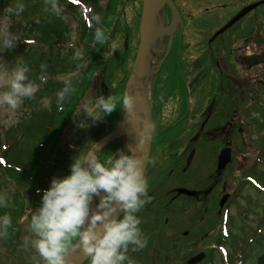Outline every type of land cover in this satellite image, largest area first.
Segmentation results:
<instances>
[{
  "label": "rangeland",
  "instance_id": "obj_1",
  "mask_svg": "<svg viewBox=\"0 0 264 264\" xmlns=\"http://www.w3.org/2000/svg\"><path fill=\"white\" fill-rule=\"evenodd\" d=\"M208 1L186 0L188 5L196 7L193 10L200 11L194 12V14L189 16V20L194 22L190 25V27L193 25L194 37H207L220 24L216 18V14L211 12V9L218 7L216 5L218 0ZM142 2L143 0H114V11L117 16V21L115 23L114 18V23L108 27L106 34L107 42L102 46L104 61L100 63V69L107 81V88L103 89L100 87V93L97 92V88H94V85L89 84L83 90V93H79V100L78 104L74 107L73 118L61 130L59 129V136L56 138V141L55 139L52 140L53 150L50 162L40 171V175L35 180L36 182L33 183L35 187L44 185L50 188L51 181L54 178L67 176V174H64V171L71 170V164L77 156L80 155L83 157L87 155L91 147L105 136L107 128H111L114 125V128L117 130L124 124L126 114L119 123L121 109L119 105L111 114H106L99 120L88 117L82 109L85 104H95L96 99L103 94V91H110L113 96L120 97L123 95L125 82H127L131 75L139 45L138 37L141 25ZM259 2H261L260 5L255 7L252 13V16L255 15V18L251 19L246 17L242 21V24H237L235 27L236 30L238 29L237 31L241 32V35H243L244 31L250 30L264 32V1L260 0ZM100 3L104 8H107L111 5V0H100ZM205 4H208V7L211 8L208 12L203 10ZM61 8L64 11V8ZM167 12L170 15V10ZM201 12H203L204 16L198 18V14ZM194 15L198 16L194 17ZM63 18L71 31L69 37L76 40L80 30L77 18L67 13L63 15ZM161 21L163 22V16H161ZM6 24H11L10 31L12 32L10 17L0 15V30ZM250 25L252 29H250ZM171 29H174V26L168 27L167 25L164 32ZM113 42L116 44L115 48L112 47ZM200 45L202 46V43ZM198 52L201 53L202 50ZM0 63H6L9 70L13 67L5 61L1 53ZM257 64L259 65L261 62ZM242 68V74L245 75L244 67ZM95 73L97 82L94 83H98L101 80V72L97 71ZM154 73L155 67L150 78V99ZM209 81L211 80L207 77L206 82ZM172 82L173 80L170 78L165 79L164 90L157 93L161 92V94L167 97L175 96L177 98L176 91L170 89ZM91 83L93 82L91 81ZM205 87L203 85L201 90ZM0 91H3V89H0ZM177 93L179 94V92ZM159 100L160 109L163 106V102L161 99ZM41 102L45 107V103L50 105L51 98L46 97ZM248 104V100L240 102L241 112L244 117L242 135L237 134V126L236 134L232 135L233 132L230 133L234 139V152L222 151L219 149V146L213 149L211 147L212 141L205 140L201 149L196 152L195 158L194 154L192 155L194 162L188 174H186L187 177L185 179H189V186L199 189L198 195L191 194L190 192L188 194L191 196L194 195L193 197L175 195L176 191L174 188L180 183H183V179L179 178L178 171H172L173 175L170 172V166L174 164L176 159L169 155L168 159L161 163L156 173L150 176L148 181V195L144 198L146 203L136 213L138 219L141 221L139 227L143 236L147 239V244L146 247L137 251H133L132 247H129L127 255L132 261V264H189L190 261H194L191 264H198L204 258L205 253L214 248L217 245V240L221 238V227L223 224L221 216L223 215V211H225L223 207L227 202L234 200L231 205L227 206L226 210L230 214V219L232 218L236 223H241L239 218L241 217L240 212L243 207H248L249 200H253L260 205L258 211L252 217L250 216L249 221L256 219L257 214H261V211L264 210V193H258L255 188L251 185L246 186V182L244 180L242 181L244 168L247 170L248 168L250 169V164L253 161L255 165V158L259 156L260 148H264V102H255L253 106H248ZM28 109L24 106V102L15 111L7 109V106H0V131L2 136L30 112ZM231 113L232 109L227 108L225 117L221 118L220 116L216 121L225 123L231 120L233 123ZM193 130L186 127L188 134L184 136V143L188 141L189 134L193 133ZM221 135L220 139L216 140L217 142L222 143V138H229L228 134L222 135L223 137ZM122 137L118 139L119 145L117 143H107L100 149L97 156L107 162L111 160L114 154H119L120 152L129 154V151H127V137L124 135ZM171 137L169 136L168 140H171ZM256 142L258 143L254 148L257 147V149H252L251 143L254 144ZM226 155L230 161L229 159L225 161ZM232 155L233 161L230 157ZM234 156H237L240 160L234 158ZM150 157L151 153L149 160ZM158 158L159 154L154 153L151 162L157 163ZM223 161L225 162L223 163ZM56 166H58L57 170H52ZM190 171L191 174L189 173ZM1 177L2 175L0 173V179H2ZM6 185H2V193H5V196H14L16 186L12 184L7 187ZM33 188L31 187L30 189ZM168 190H171V192L167 196L166 193ZM43 194L44 192H41L39 195L35 194L36 196H33L34 194H27L28 196L25 197V209H23L24 212L18 219L17 230L13 232V238L7 244L0 240V264L45 263L32 246L31 241L36 237L29 227L31 216L42 205ZM103 195L105 193L102 191L100 196L93 197L90 202L92 211L97 210V205ZM21 197L24 196L21 195ZM122 216L123 213L119 218H122ZM26 239L28 240L27 244L25 243ZM199 256L200 258H198ZM82 264H90V260L87 258ZM124 264H128V262L125 261Z\"/></svg>",
  "mask_w": 264,
  "mask_h": 264
},
{
  "label": "trees",
  "instance_id": "obj_2",
  "mask_svg": "<svg viewBox=\"0 0 264 264\" xmlns=\"http://www.w3.org/2000/svg\"><path fill=\"white\" fill-rule=\"evenodd\" d=\"M16 2L17 0H0V15L10 17L12 32L19 34L21 40L15 48L0 53L13 67L17 59L22 60L30 69L29 79L35 81L39 90L34 99L24 100V106L29 108L30 112L17 125L8 129L4 136L0 131V196L5 197L7 203V207L0 206V217L9 213L12 219L7 238H0L5 244L11 241L13 232L17 230L18 219L25 209L27 194L36 196L40 194V190L49 189L44 185L35 187L33 183L36 182L40 171L50 162L52 140L56 141L59 129L73 118L79 93H83L89 84L94 85L100 93V87L107 88V81L100 69V63L104 61L103 44L92 45L95 27L93 17L96 14L102 17L105 34L108 27L114 23V18L115 23L117 21L114 0H111V5L107 8L101 5L100 0H58L60 7L64 8L59 16L51 12L45 0H22L26 5L25 11L19 17L8 15L6 9ZM65 13L74 15L78 20L80 30L76 40L69 37L71 31L63 18ZM23 38L34 39L35 43L26 44ZM78 49L83 52V59L80 61L73 59ZM41 63L48 65L46 83H41L38 79ZM78 63H87V68L74 78L76 91L66 100L63 111H58L56 94L63 87L61 78L75 73ZM97 71L101 72V80L94 83ZM126 87L127 82L123 93ZM111 94L110 91H103L102 95L107 97ZM46 97L51 98L48 107H44L41 102ZM124 111L120 109V119ZM114 127L113 125L107 128L106 132ZM57 167L52 170L56 171ZM61 172L63 173L62 169ZM70 172L71 170H65L64 174L69 175ZM245 175L255 179L257 184H249L258 193H264V149L259 152L255 165L245 171ZM3 184H7V187L12 184L16 186L14 196L9 197L2 193ZM31 187L34 188L30 189ZM259 206V203L249 200L248 207H243L240 212L241 223H236L229 217L227 222L222 224L221 238L217 240L215 248L207 251L203 264H264V210L257 214L256 219L249 221Z\"/></svg>",
  "mask_w": 264,
  "mask_h": 264
},
{
  "label": "clouds",
  "instance_id": "obj_3",
  "mask_svg": "<svg viewBox=\"0 0 264 264\" xmlns=\"http://www.w3.org/2000/svg\"><path fill=\"white\" fill-rule=\"evenodd\" d=\"M53 14L62 12L58 0H45ZM26 5L17 0L15 5L6 9L8 15L19 17ZM92 45L105 44L107 36L102 26V17H94ZM39 23V20H37ZM6 24L0 30V52L11 50L20 42L21 36L10 31ZM26 44H34V39L23 38ZM116 47L115 42L112 45ZM74 60L83 59V52L76 50ZM48 65L41 63L38 79L47 82ZM87 68V63H78L73 74L61 78L63 87L56 94L58 111H63L66 100L76 91L73 80ZM29 67L17 59L15 66L9 70L6 63H0V106L15 111L25 99H34L39 88L30 80ZM136 97L129 91L122 96L101 95L95 104H85L82 111L94 120L111 114L119 105L127 111L129 119H133ZM45 107H48L45 103ZM138 143L129 149V154L120 152L112 155L105 162L95 152L77 156L71 164V172L63 178H54L49 189L44 191L42 205L31 216L30 230L35 235L31 241L36 252L45 264H67V254L76 242L90 264H132L127 253L129 247L133 251L146 247L147 239L139 227L141 221L136 213L144 206L148 195V183L144 174V161L137 152L142 150L145 138L138 129ZM97 210L92 211L90 202L94 196H100ZM0 206L7 207L5 197L0 196ZM118 210L123 211L118 218ZM12 219L5 214L0 217V238H7ZM28 243V240H25Z\"/></svg>",
  "mask_w": 264,
  "mask_h": 264
},
{
  "label": "flooded vegetation",
  "instance_id": "obj_4",
  "mask_svg": "<svg viewBox=\"0 0 264 264\" xmlns=\"http://www.w3.org/2000/svg\"><path fill=\"white\" fill-rule=\"evenodd\" d=\"M173 1L179 15H173L172 10L166 6L161 16H163V26H174V29L162 33L154 53L155 73L152 78L151 108L155 131L145 178L148 183L150 176L156 173L169 155L176 159L170 166V172L178 171L179 178L183 179V183L174 188L175 195L191 196L184 191H195V195L199 192L197 187L189 186V179H185L194 162L192 155L194 154L195 158L196 152L201 149L205 140L212 141L213 149L219 146L222 151L234 152L232 135L236 134V126L237 134L242 135L244 123L240 102L248 100V106H253L255 102H264V62L259 65L254 64L251 63L253 60L250 58L264 54V32L250 30L244 31L241 35V32L235 29L246 17L255 18V15L252 16L254 9L249 10L227 29L220 31L243 7L260 0H218L216 4L218 7L215 9L205 4L203 10L208 12L211 9L220 24L210 35L202 36L204 38L194 37L193 25L190 27L194 22L189 20V16L200 11L193 10L196 7L188 5L186 0ZM198 15L194 17L204 16L203 12ZM250 29H252L251 25ZM200 50L201 53L198 52ZM242 67L245 75L242 74ZM207 77L211 81L206 82ZM167 78L173 80L170 89L176 91L177 98L167 97L161 92L157 93L164 90V81ZM203 85L206 87L201 90ZM159 99L163 102L160 109ZM227 108L232 109L233 123L231 120L225 123L216 121L220 116L225 117ZM186 127L194 130L189 134L188 141L184 143V136L188 134ZM221 134H228L229 138L223 139ZM220 135L222 143L216 141L220 139ZM169 136H172L171 140H168ZM257 143H251V148L257 149L254 148ZM154 153L159 154L157 163L151 162ZM230 157L232 160L233 155ZM234 158L240 160L237 156ZM252 164L253 162L250 166ZM246 170L244 168L243 172ZM189 173L191 174V171ZM170 192L171 190H168L166 195L168 196ZM229 204L230 202H227L223 208H227Z\"/></svg>",
  "mask_w": 264,
  "mask_h": 264
},
{
  "label": "water",
  "instance_id": "obj_5",
  "mask_svg": "<svg viewBox=\"0 0 264 264\" xmlns=\"http://www.w3.org/2000/svg\"><path fill=\"white\" fill-rule=\"evenodd\" d=\"M260 3L261 2L255 3L245 8L231 22H229L224 29L229 27L235 20L239 19L246 12ZM166 5H169L172 8L173 13L177 14V9L172 0H143L140 25V43L126 87V91H129L133 97L137 98L133 117V119L136 120V124L129 119L130 114L125 111L126 118L124 124L108 136L99 140L90 150L91 152L98 154L104 145L125 135L128 140L127 151H129L130 148H135L137 145L136 137L138 136L139 129L145 138V143L142 145V150L136 154L140 155L144 161V173L148 165L149 155L151 153L154 132V121L149 95L150 78L153 73V68L155 67L154 53L157 41L164 32L163 29H165L161 21V15ZM250 58L253 60L251 63H260L264 61V54L252 56ZM131 127L134 129V135L130 133ZM227 159H229V157L226 155L225 161ZM225 161H223V163ZM190 193L194 194L195 192L192 191ZM122 213V210H118L116 213L117 217L119 218ZM75 245L76 243L67 254V264H82L87 259V257L83 255L82 250ZM198 258H200V256ZM192 262L194 263V261H190V264Z\"/></svg>",
  "mask_w": 264,
  "mask_h": 264
},
{
  "label": "bare ground",
  "instance_id": "obj_6",
  "mask_svg": "<svg viewBox=\"0 0 264 264\" xmlns=\"http://www.w3.org/2000/svg\"><path fill=\"white\" fill-rule=\"evenodd\" d=\"M161 31H162V30H161ZM161 31H160V32H161ZM130 133H131L132 135H134V129H133V127L130 128ZM136 139H137V143H138V139H139L138 136L136 137ZM101 193H102V192H101ZM97 197H98V196H97ZM95 202H96V201H95ZM95 206H96V205H95Z\"/></svg>",
  "mask_w": 264,
  "mask_h": 264
}]
</instances>
